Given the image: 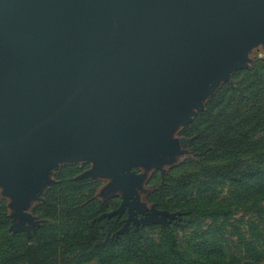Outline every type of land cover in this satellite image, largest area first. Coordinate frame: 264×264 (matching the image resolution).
Returning <instances> with one entry per match:
<instances>
[{"label": "water", "instance_id": "95a60500", "mask_svg": "<svg viewBox=\"0 0 264 264\" xmlns=\"http://www.w3.org/2000/svg\"><path fill=\"white\" fill-rule=\"evenodd\" d=\"M63 1L0 0V165L20 176L44 173L30 139L120 175L264 38V0ZM206 68L218 77L202 87Z\"/></svg>", "mask_w": 264, "mask_h": 264}, {"label": "trees", "instance_id": "16d2710c", "mask_svg": "<svg viewBox=\"0 0 264 264\" xmlns=\"http://www.w3.org/2000/svg\"><path fill=\"white\" fill-rule=\"evenodd\" d=\"M204 105L184 129L187 136H196L191 143L194 158H187L167 177L165 187L172 196L161 209L172 212V200L182 199L189 191L199 200L180 210V221L160 230L156 243L139 230H128L106 246L98 264H264V58L243 71L233 86L221 85ZM245 153L250 160L242 158ZM225 188L228 196L223 202L211 206L201 201ZM48 194L45 203L54 202L51 208L55 209L56 202ZM236 213L248 217L242 231L238 225H229ZM127 216L124 210L120 221ZM205 219L211 220L214 234L193 239L183 248L175 231ZM5 221L0 212V224ZM58 231L57 226L44 224L28 241L1 245L0 264H70L67 252L94 242L74 238L66 246ZM76 257L73 264H90L88 258Z\"/></svg>", "mask_w": 264, "mask_h": 264}, {"label": "rangeland", "instance_id": "374dc122", "mask_svg": "<svg viewBox=\"0 0 264 264\" xmlns=\"http://www.w3.org/2000/svg\"><path fill=\"white\" fill-rule=\"evenodd\" d=\"M263 58L264 38L261 37L249 44L242 61L227 71L225 81L209 97L189 106L186 114L181 116L182 123L172 133L169 131L175 126L176 119L174 116L165 117L162 131L169 133L168 138L162 139L160 143L130 149L129 168L118 176L110 172H98V156L65 155L58 162L60 153L56 145L44 139L27 140L35 147L28 158L31 167L44 173L35 179L30 175L20 176L14 166L0 165V212L7 218V221L0 224V248L1 245L10 247L13 241L30 240L37 228L44 224L57 226L58 238L61 242L65 240L66 246L74 238L94 240L91 247L67 252L70 264L74 263L73 258L77 255V260L88 258L90 264H98L99 258L104 256L108 248L106 246L115 243L132 229L139 230L149 242L156 243L160 230L171 223L176 225L182 218L180 210L199 200L195 192L189 191L182 199L172 200L170 207H175L172 212L161 209V206L169 205L168 196H172L165 187L167 177L178 170L187 158H194L191 143L196 136H187L184 129L204 110V104L221 85L227 82L233 86L243 71ZM205 70V77L198 81L202 87L206 81L213 82L218 77L211 68ZM201 89L206 90L205 87ZM200 95L204 97L205 92ZM111 156L113 162L121 164L117 153H111ZM242 158L250 160V155L245 153ZM52 166L54 168L50 169ZM48 193L51 194L52 201L56 202L55 209L51 208L54 202L45 203L44 196ZM226 194V188L218 189L213 197L201 201L213 206L223 202L228 196ZM124 210L128 216L122 222L119 217ZM254 215L252 212V222ZM241 217V213L233 214L229 225H238V229L244 230V224L249 221L247 216ZM4 224L6 226L3 232ZM212 230L211 220L205 219L192 221L175 233L181 246L186 248L193 239L199 240L200 237L214 234ZM61 250L62 248L59 252Z\"/></svg>", "mask_w": 264, "mask_h": 264}, {"label": "crops", "instance_id": "0c3cea01", "mask_svg": "<svg viewBox=\"0 0 264 264\" xmlns=\"http://www.w3.org/2000/svg\"><path fill=\"white\" fill-rule=\"evenodd\" d=\"M15 1H16L17 3L22 2V0H15ZM65 1H68V0H64L63 3H64Z\"/></svg>", "mask_w": 264, "mask_h": 264}]
</instances>
